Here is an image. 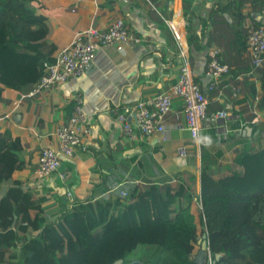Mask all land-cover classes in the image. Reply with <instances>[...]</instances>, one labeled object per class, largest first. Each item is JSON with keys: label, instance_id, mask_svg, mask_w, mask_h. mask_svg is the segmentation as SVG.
<instances>
[{"label": "trees", "instance_id": "1", "mask_svg": "<svg viewBox=\"0 0 264 264\" xmlns=\"http://www.w3.org/2000/svg\"><path fill=\"white\" fill-rule=\"evenodd\" d=\"M37 1L0 0V86L5 89L30 92L44 75V63L54 62L57 47L49 39L47 20L30 6ZM223 19H215V44L221 60L232 68L234 83L249 94L237 101L244 108L234 111L230 129L242 124L251 129L242 136L243 149L229 174H222L221 154H213L209 146L235 134L225 138L210 128L200 135V192L197 176L178 173L141 181L129 187L127 197L112 188L107 200L60 202L54 219L47 220L42 201L15 178L28 168L22 156L26 145L6 128L0 131V181L5 182L0 187V264H195L201 235L207 236L213 264H264V182L252 187L237 169L254 163L264 170V120L257 121L253 106H248L260 90L264 106V66L255 69L247 56L250 30L262 23L246 26L242 18L238 25L227 26ZM188 42H193L189 30ZM253 70L258 84L244 77ZM220 109L211 101L208 116ZM34 212L39 213L35 230L23 231L20 224ZM9 231L13 237L2 239Z\"/></svg>", "mask_w": 264, "mask_h": 264}, {"label": "crops", "instance_id": "2", "mask_svg": "<svg viewBox=\"0 0 264 264\" xmlns=\"http://www.w3.org/2000/svg\"><path fill=\"white\" fill-rule=\"evenodd\" d=\"M30 6L46 18L49 39L57 47L55 53L69 45L76 33L88 27L104 30L118 18H122L142 42L125 48L116 45L100 49L93 66L82 79L57 85L34 98L21 99L22 92L0 86V131L10 128L26 145L22 156L28 168L15 174L23 188L42 201L43 207L52 212L53 219L60 202L89 198L107 200L115 186L121 185L128 190L139 186L141 181H159L178 173L197 176L196 191L200 192L203 142H192L187 130L177 128L182 121L175 116L182 111L178 102L167 121L169 140L165 143H161L158 134L140 136L136 141L128 139L111 112L117 106H133L141 99L152 98L176 83L181 56L165 20L173 21L182 33L190 53L194 80L207 92L208 51L217 47L214 37L219 33L215 19L224 18L227 26L238 25L242 18L246 26L263 23L264 11H260L264 10V0H99L97 3L94 0H38ZM188 30L192 34V44L188 42ZM250 80L258 84V73ZM220 85L222 91L210 93V103L215 101L221 107L213 114L222 107L230 114L220 125L222 131L230 128L234 111L244 108L236 103L248 93L243 91V85L234 83L233 72L223 77ZM232 86L241 87L238 98L233 97ZM75 91L83 96L92 134L74 158L61 159V172L68 174L65 182L41 180L35 176L39 150L58 146L55 132L70 116L68 100ZM259 96L261 90L254 101H248V106H253L256 120L263 121L264 106ZM242 128L245 135L243 124ZM242 142L234 137L220 145L209 146L213 154H221L218 167L222 168V174H229L227 169L234 168V159L244 145ZM184 144L191 145V156L182 160L177 157V149ZM0 187H5L4 181H0ZM68 193L72 194L71 198L67 197ZM194 211L198 217V209ZM201 237L203 241L204 236Z\"/></svg>", "mask_w": 264, "mask_h": 264}, {"label": "built area", "instance_id": "3", "mask_svg": "<svg viewBox=\"0 0 264 264\" xmlns=\"http://www.w3.org/2000/svg\"><path fill=\"white\" fill-rule=\"evenodd\" d=\"M99 0H94L98 2ZM171 30L181 56V65L176 83L165 92L152 98L141 99L133 106L115 107L112 109L114 120L121 125L124 135L130 140H138L140 136H152L158 134L161 143L169 140L167 121L173 115V109L178 102L182 111L175 114L179 130H187L192 142L200 141V135L210 128L221 129L222 122L230 114L221 110L212 116H208L211 100L210 93L222 91L221 79L231 73L232 68L221 60V50L217 47L208 51L205 76L209 79L207 92L194 80L189 51L184 44L183 35L171 20H165ZM142 39L136 38L130 31L127 23L118 18L109 26L100 30L95 27L75 34L72 42L58 50L54 55L53 63L45 62L44 75L41 80L28 93L20 94L21 99L34 98L52 90L60 84L68 81L82 79L93 66L97 52L105 47L121 45L123 48L133 43H140ZM248 57L251 65L256 69L264 66V22L257 28H252L247 38ZM254 70L244 77L252 78ZM233 97L238 98L241 87L232 86ZM70 116L64 125L57 128L55 136L58 139L56 148L41 147L38 153L35 176L41 180L53 179L65 182L68 175L61 172V159H72L79 149L92 134L89 116L84 111L83 96L75 91L68 100ZM225 130V131H224ZM222 132L225 138L230 133L242 139L244 130L242 125L236 130L224 128ZM221 131V130H220ZM190 144L181 145L177 149L179 159H188ZM122 197H127L128 191L121 185L113 188ZM112 189V191H113ZM68 193L67 197L71 198ZM213 254L208 245L206 249V264H213Z\"/></svg>", "mask_w": 264, "mask_h": 264}, {"label": "rangeland", "instance_id": "4", "mask_svg": "<svg viewBox=\"0 0 264 264\" xmlns=\"http://www.w3.org/2000/svg\"><path fill=\"white\" fill-rule=\"evenodd\" d=\"M243 139H240V141L242 142ZM243 143V142H242ZM243 149V148H242ZM258 167L257 164L254 163H246L243 167H241V173L243 176V180L246 183H252L251 185H259L262 184L264 182V173H263V168L260 169H253V167ZM163 177V176H162ZM249 184V186H251ZM39 213L34 212L29 218L28 220L23 224H20V227L22 228L23 231H26V229L32 228L33 230H35V226L37 223V219H38V215ZM43 217L47 220H52L53 219V215L52 212H48L45 213V215H43ZM13 232L9 231L7 232L5 235H3L1 238L5 239V238H12L13 237ZM1 239V240H2Z\"/></svg>", "mask_w": 264, "mask_h": 264}, {"label": "water", "instance_id": "5", "mask_svg": "<svg viewBox=\"0 0 264 264\" xmlns=\"http://www.w3.org/2000/svg\"><path fill=\"white\" fill-rule=\"evenodd\" d=\"M245 134H251V129L250 128H246L245 130ZM208 241H207V236H204V239L200 245V248L197 250L195 257H194V261L195 264H206V249L208 247ZM122 261H118L115 264H122Z\"/></svg>", "mask_w": 264, "mask_h": 264}, {"label": "bare ground", "instance_id": "6", "mask_svg": "<svg viewBox=\"0 0 264 264\" xmlns=\"http://www.w3.org/2000/svg\"><path fill=\"white\" fill-rule=\"evenodd\" d=\"M225 39V38H224Z\"/></svg>", "mask_w": 264, "mask_h": 264}]
</instances>
